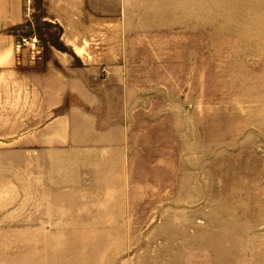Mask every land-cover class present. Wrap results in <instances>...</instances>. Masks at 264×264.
Returning a JSON list of instances; mask_svg holds the SVG:
<instances>
[{"label":"rangeland","instance_id":"obj_1","mask_svg":"<svg viewBox=\"0 0 264 264\" xmlns=\"http://www.w3.org/2000/svg\"><path fill=\"white\" fill-rule=\"evenodd\" d=\"M41 2L15 29V71H0V207L61 211L47 249L62 264H161L170 238L264 259V0H170L165 38L113 73L124 86ZM123 94L125 160L79 126ZM56 119L40 149V122Z\"/></svg>","mask_w":264,"mask_h":264},{"label":"crops","instance_id":"obj_2","mask_svg":"<svg viewBox=\"0 0 264 264\" xmlns=\"http://www.w3.org/2000/svg\"><path fill=\"white\" fill-rule=\"evenodd\" d=\"M34 1L27 9L25 0H0V71L5 74L15 71L19 48L26 51V44L18 46L15 29L26 24L37 11ZM41 5L45 7L44 18L61 27V38L72 51L76 52L75 47L82 50L85 60L95 69L106 70V78L117 86L126 85L127 80L113 77V73L130 68L136 60L143 62L142 47L159 45V40L165 38L159 34L170 29V0H42ZM56 54L61 61L70 62L64 53ZM109 99V111L104 109L105 105L93 104L94 121L84 118L79 126L82 132L85 128L92 130L94 143L118 151L125 160L127 97L123 94ZM39 108L41 117V105ZM62 122L64 119L49 125L40 122V149L47 147L48 126L57 127ZM16 210L0 207V264H62V253H48L47 249L48 231L55 237L56 231L62 229L57 216L61 211L47 206L23 207L21 212L26 216L22 220L15 217ZM226 246L231 244H192L190 239L170 238V249L161 257H165L161 264H264V259L254 252L234 253Z\"/></svg>","mask_w":264,"mask_h":264},{"label":"built area","instance_id":"obj_3","mask_svg":"<svg viewBox=\"0 0 264 264\" xmlns=\"http://www.w3.org/2000/svg\"><path fill=\"white\" fill-rule=\"evenodd\" d=\"M25 1H26L27 9H28L29 8V5H31L32 0H25Z\"/></svg>","mask_w":264,"mask_h":264}]
</instances>
